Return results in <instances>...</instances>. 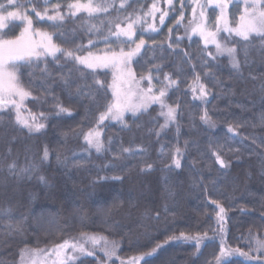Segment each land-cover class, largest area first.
Returning a JSON list of instances; mask_svg holds the SVG:
<instances>
[{"label": "trees", "instance_id": "trees-1", "mask_svg": "<svg viewBox=\"0 0 264 264\" xmlns=\"http://www.w3.org/2000/svg\"><path fill=\"white\" fill-rule=\"evenodd\" d=\"M74 1L52 3L68 7ZM19 2L26 4L20 10L32 18L34 29L52 35L64 50L84 45L82 55L88 53L90 39L95 43L92 53L128 50L127 44L116 43L115 35L109 37L110 44L104 37L109 29L115 33L117 24L127 28L140 17L133 39L143 38L146 44L133 59L132 70L138 80L151 70L156 93L167 83L166 73L178 81V87H170L164 97L167 105L177 108V117L162 128L166 117L161 113L167 109L150 104L136 116L126 115L123 123H101L100 114L113 101L109 71L79 66L63 54L58 61L48 58L38 65L23 64L21 84L32 96L27 110L45 127L29 133L16 124L11 108L0 110V260L4 264H21L22 250L27 253L23 264L33 257L46 258L65 240L92 248L85 240L91 235L117 243V256L106 260L101 240L93 256L78 255L64 264H217L222 242L226 248L247 251L249 239L264 238V39L252 33L244 41L235 31H226L223 22L217 32L219 9L199 0L210 21L208 29L216 32L221 45L237 50L240 67L234 70L227 54L217 55L213 44L205 49L201 36L192 33L191 28L202 22L197 8L195 22L189 24L194 19L193 0H185L183 9L180 0H173L172 10L167 0H125L124 7L121 0H91L94 6L111 7L91 16L86 11L75 16L66 13L63 20L55 21L40 20L32 11L35 6L42 12L45 0ZM153 3L160 11L154 17L145 15L151 13ZM228 3L227 27L233 30L246 8L251 13L249 6L256 3L259 10V0ZM164 11L168 14L161 24ZM181 11L184 19L177 23ZM151 25L157 30L151 31ZM21 28L20 23L10 22L2 38L17 37ZM177 37L181 38L178 45ZM154 65L160 66L159 72ZM197 76L210 93L207 103L198 98V87L193 91ZM141 82L147 87L146 79ZM85 91L95 99L84 96ZM57 104L70 108L72 114H58ZM205 112L214 127L200 119ZM229 125L235 134L228 132ZM89 130L99 133L100 152L85 142ZM45 148L49 151L46 161L42 159ZM213 153L227 167L221 168ZM174 156L180 160L179 168ZM12 161L18 174L9 171ZM22 168L29 171L20 173ZM217 204L225 209L223 221ZM181 233L199 234V252L195 240H186ZM157 245L154 254L146 255ZM224 261L264 264V260L248 262L238 252L222 257L221 264Z\"/></svg>", "mask_w": 264, "mask_h": 264}, {"label": "snow or ice", "instance_id": "snow-or-ice-1", "mask_svg": "<svg viewBox=\"0 0 264 264\" xmlns=\"http://www.w3.org/2000/svg\"><path fill=\"white\" fill-rule=\"evenodd\" d=\"M194 7H193V14L194 19L190 21L189 24L192 25L195 22V13L197 8L200 9V17L202 22L196 23L194 27L191 28L192 33H198L204 41L205 49L209 44L215 45L216 54H227L231 58V67L235 70L240 67L239 61L236 59V49L227 47L225 45H221L218 40L216 39V32L211 31L208 29V24L210 21L208 20L207 15L205 14L204 8L205 5L201 4L199 0H193ZM171 9L173 4V0H167ZM181 8L183 9L185 0H180ZM125 6V0H121V7ZM208 6L212 7L214 10L219 9V15L216 16V29L217 32L220 30L219 26L223 22L225 24V30L231 33L235 31V34L240 36L244 41H248L250 38V34L255 33L256 35L260 36L264 39V0H259V10H257V4L253 3L249 7H251V13L247 12L246 14L240 17V25L236 29H230L227 27V10L229 8L228 0H208ZM111 5L108 4H96L95 6L91 3H81L80 0H76L74 3H70L68 5L70 14L75 16L77 13L81 11H86L90 16L98 11H107ZM16 9L11 10V9ZM45 11L41 12L37 9V7H33L32 11L35 12V15L40 18V20L45 19L47 17L48 20L55 21L57 19L63 20L64 15L58 10L60 5L57 4L55 8L57 9L55 15L48 14V0H45L44 4ZM20 9H26V4L20 3L19 0H6V3L0 2V13L6 12L7 15H0V27L4 26L6 22L11 19H20L26 21V27L21 32L20 36L16 37L15 39H3V33H0V109H4L6 104H11L16 109V119L15 122L21 128H27L29 133L31 132H39L44 127L45 124L39 122L35 116L32 118V122H29L27 119L23 118L20 113L21 105L26 97L31 95L30 92L26 91L23 87L20 86L16 68L19 66L17 62H26L29 66L33 64L35 61L38 65L39 60L41 57H52L54 61H58V53H61L65 56L66 59H74L77 64L84 65L85 67L92 69L95 71L98 68H112L115 69L114 72V84H113V101L106 106V110L100 114V121L103 122L105 119H113L123 123V114L124 112H131L133 116H136L138 113L142 111H146L150 104H159L161 109H167L166 112L162 111V115L166 117L165 124L162 125L163 127H167L169 123H175L177 117V108L172 107L166 104L164 97L168 94V89L170 87L177 86L178 81L172 79L169 74L164 75V82L163 86L159 89L158 93L153 91V75L151 70L148 71L147 75H141L139 80L136 79V73L132 70V63L133 57L139 55L141 53V49L145 47L146 41L145 39L141 38L137 42L133 39V28L136 23L140 21V17H137L136 20L127 24V28H122L120 24L116 25L117 31L115 33L111 32L109 29V36H105L104 40L106 43L110 44L111 41L109 37L111 35H115L117 37L116 43L119 45L127 44L128 50L125 51V48L121 47L119 52L114 50L106 51L103 55L97 54L93 55L91 52V48L95 47V43L93 40H89L88 45V55H82V51L84 49V45H76L75 47H70L67 50L62 49L56 43L53 42V36L46 33V32H32V18L26 13L21 12ZM74 10V11H72ZM160 8L157 6L156 3H153L151 13H145V15L152 14L153 17L156 12H159ZM168 14V11H164L159 20L161 24L164 23L165 16ZM184 19V12H180L179 19L177 23H180ZM95 27V26H94ZM151 31H156V26H150ZM171 31V29H170ZM31 33L32 36H39V40L29 39V34ZM124 36L127 40H121L120 37ZM181 38L177 37V45ZM134 44L135 48H132L131 45ZM169 47H173L170 43ZM210 57L215 58L213 54L208 51L207 53ZM185 55H188L185 53ZM191 59V57H189ZM207 62L205 61V64ZM159 72V65H154ZM47 71V67L44 69ZM158 78V77H157ZM147 80L148 85L147 88L141 87L140 81ZM119 80L122 83H126L129 85L126 91L121 90L116 86V81ZM95 83L100 84L103 86V83L100 80H96ZM196 87L199 88V97L207 103V97L210 94L206 89L204 84L199 82V76H197L195 81V87H193V91H196ZM78 94L81 93V89L78 87L77 89ZM83 95L90 98L95 99L91 95L90 92L85 91ZM135 96L138 98L137 102H133L132 97ZM18 97V100L16 99ZM56 108L59 113H67L71 115V109L66 108L63 105L57 104ZM43 115V113H41ZM200 119L205 123L208 124L210 127H214L215 125L211 122L208 118L207 112L204 113L200 117ZM127 126V125H125ZM228 132L234 133V128L232 125H229ZM235 134V133H234ZM84 140L89 145V147H94L97 152H100L103 145L99 140V133L95 132L94 130H89L87 133L84 134ZM124 152L129 151V149H123ZM178 151V150H177ZM119 155V153L117 154ZM216 155V163L220 165L221 168L227 167V164L224 159L217 153H213ZM43 160L49 159V151L45 148L43 152ZM59 161V157H57ZM173 162L176 164V167H180V160L173 157ZM9 171L13 174L16 173V162L12 161L9 164ZM150 168L151 165H148ZM28 168L20 169V173L28 172ZM41 181H44V177H40ZM113 179H121L119 176H114ZM219 207V219L221 221L224 220V216L222 215L225 212L223 207ZM264 223V221H262ZM16 230H22V224L18 223L16 226ZM223 231V229H220ZM207 234L205 233V236ZM181 237L186 240H195L196 250L199 252L201 248L202 238L197 234V236L193 237L190 235H186L185 233H181ZM85 239L87 241H91L93 245L92 248H86L84 243H80L78 241L74 242L72 240H65L62 244L56 245L55 250L57 251L58 256H63V260L61 264H64V261L73 262L77 260L79 257L76 253H79L82 256H93L95 254L96 245L100 244L101 240H104V245L100 249L103 251V255L106 260H111L113 257L117 256L118 252V244L112 242L111 244L101 236L91 235L86 236ZM170 239H176V237H170ZM253 241L255 242L253 244ZM160 245H157L156 248H153L150 253L146 255L154 254ZM71 249V253L64 255V250ZM239 253V255L245 257L248 262L252 261H260L264 260V238L256 239L252 237L248 241V250L241 251L239 249H231L226 248L224 243L222 242L220 247V256H218L217 264H221L222 257H229L234 255L235 253ZM256 253V255H253ZM27 253L22 250L21 251V264H23L24 257ZM0 264H4L3 260H0ZM123 264V261L121 262ZM223 264H228L227 261H224Z\"/></svg>", "mask_w": 264, "mask_h": 264}, {"label": "rangeland", "instance_id": "rangeland-1", "mask_svg": "<svg viewBox=\"0 0 264 264\" xmlns=\"http://www.w3.org/2000/svg\"><path fill=\"white\" fill-rule=\"evenodd\" d=\"M48 2H49V4H48V14L49 15H55V13H56V11H57V9L55 8V4H53L52 3V0H48ZM74 2H76V1H74ZM74 2H72V3H74ZM60 12H61V14H66V13H70V11H69V8L68 7H60L59 9H58ZM21 11V10H20ZM31 10H28V13L30 12ZM45 11V9L44 10H42V12H44ZM72 11H74V10H72ZM21 12H23V11H21ZM0 15H7V13L6 12H4V13H0ZM12 21H16V22H18V23H20L21 24V26H22V28H21V31H20V33H19V35L18 36H20V34H21V32L24 30V28L26 27V21H23V20H20V19H9L7 22H6V24L4 25V26H2V27H0V33L4 30V28L10 23V22H12ZM32 32H42V31H40V30H36V29H34V27H33V23H32ZM17 36V37H18ZM16 38V37H15ZM15 38H12V39H15ZM29 39H35V40H39L40 39V37L39 36H32L31 35V33L29 34V37H28ZM132 48H135V46H132ZM106 51H109V50H104V51H102V52H98V53H92L93 55H97V54H100V55H103ZM120 51V50H119ZM119 51H116V52H119ZM125 51H127V50H125ZM61 53H58L57 54V56H59ZM88 55V53L87 54H85V56H87ZM136 57V56H135ZM135 57H133V59L135 58ZM48 58H52V57H41L40 58V60H39V62H41V61H44V60H46V59H48ZM18 63V67L16 68V71H17V77H18V81H19V84H20V86L21 87H23L22 86V84H21V78H20V71H21V66L23 65V64H26V62H17ZM34 63H36L35 61H34ZM79 66H82V67H85L84 65H80V64H78ZM85 68H87V67H85ZM89 69V68H88ZM95 71H109L110 73H111V75H112V77H113V81H112V85H111V88H110V91H111V93H112V96H113V84H114V72H115V69H112V68H98V69H96ZM140 84H141V87H144V88H147L146 86H144L143 84H142V82L140 81ZM116 86L118 87V88H120L121 90H123V91H126L127 89H128V87H129V85L128 84H126V83H122V82H120L119 80H117L116 81ZM195 87V86H194ZM24 88V87H23ZM25 89V88H24ZM26 90V89H25ZM26 91H28V90H26ZM29 92V91H28ZM198 92H199V90H198ZM32 98V96L30 95L29 97H26L25 99H24V101H23V103H22V105H21V108H20V113H21V116L23 117V118H25V119H27L29 122H32V118H33V116H35L34 114H32V113H29L28 112V110H27V103H28V101L30 100ZM17 100H18V97L16 98ZM132 100H133V102H137V100H138V98L137 97H135V96H133L132 97ZM149 107V106H148ZM12 109L13 110V112H14V114H15V116H16V109H15V107L14 106H12L10 103L9 104H6L5 106H4V109ZM0 110H2V109H0ZM128 114H132L131 112H124V114H123V119H124V117L126 116V115H128ZM35 118L37 119V117L35 116ZM105 120H110V121H114V122H119V121H117V120H113V119H111V118H109V119H105ZM104 120V121H105ZM101 122V121H100ZM102 123V122H101ZM86 240V239H85ZM86 243H88L89 244V241H87L86 240ZM90 243H91V241H90ZM88 244H86V246L88 245ZM89 245H91V244H89ZM88 247V246H87ZM86 247V248H87ZM92 247V246H91ZM89 248V247H88ZM71 253V249H67V250H64V255H67V254H70ZM76 255L78 256V255H80L79 253H76ZM82 256V255H81ZM63 260V256H58L57 255V251L56 250H54V251H52L50 254H49V256L48 257H41V258H37V257H33V258H31V259H29V264H61V261ZM66 262H68V261H64V263H66Z\"/></svg>", "mask_w": 264, "mask_h": 264}]
</instances>
